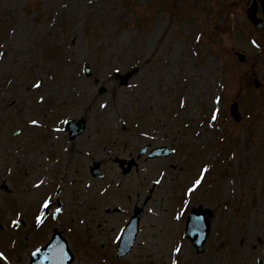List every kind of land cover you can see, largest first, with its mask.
<instances>
[{"label":"rangeland","instance_id":"rangeland-1","mask_svg":"<svg viewBox=\"0 0 264 264\" xmlns=\"http://www.w3.org/2000/svg\"><path fill=\"white\" fill-rule=\"evenodd\" d=\"M248 7L0 0L4 262L28 264L30 248L58 226L72 264H264V29L254 28ZM235 101L239 121L230 114ZM62 118H84L85 131L69 139ZM148 144L174 152L149 158L141 153ZM117 157L137 167L123 174ZM97 161L104 172L93 179L85 172ZM46 202L53 212L39 226ZM135 205L144 208L137 241L118 258L116 238ZM197 205L211 211L200 251L184 235ZM20 214L27 223L15 229Z\"/></svg>","mask_w":264,"mask_h":264},{"label":"water","instance_id":"water-1","mask_svg":"<svg viewBox=\"0 0 264 264\" xmlns=\"http://www.w3.org/2000/svg\"><path fill=\"white\" fill-rule=\"evenodd\" d=\"M264 8V0H260ZM249 18L254 22L257 28H261L263 25V19L257 17V1H254L248 11ZM241 60H244V55H240ZM88 74L90 71L88 69ZM132 73L126 74L122 78V83H127ZM256 85H259L260 82L256 78ZM231 113L236 119L241 118L239 112V106L237 102H234L231 105ZM73 122V121H72ZM71 125V124H70ZM80 128L76 131L81 132L84 129L85 121L80 120L77 124ZM71 132L75 131L72 127L70 128ZM144 151V150H143ZM170 153L165 147L158 148L153 150L150 153L151 157L156 155H168ZM125 171H128L125 170ZM142 213V208L136 210L135 215L132 217V220L129 222L128 226L124 231L123 238L119 245L118 255H123L127 253L135 242V237L138 229V219ZM209 209H204L201 205L196 208H193L189 218L187 220L186 235L191 238L193 243L197 245L200 249L203 243L205 242L208 233L210 231V222H209ZM74 256L70 252L67 240H50L44 247L38 248L33 251L31 254L30 264H71ZM0 264L1 261H0Z\"/></svg>","mask_w":264,"mask_h":264},{"label":"snow or ice","instance_id":"snow-or-ice-1","mask_svg":"<svg viewBox=\"0 0 264 264\" xmlns=\"http://www.w3.org/2000/svg\"><path fill=\"white\" fill-rule=\"evenodd\" d=\"M41 99H43V97H41ZM32 123H37V121H32ZM45 206H47V202H46V204H45ZM58 211H59V209H58ZM38 220L40 219L39 217L37 218ZM15 223V222H14ZM4 254L2 253V252H0V256H3Z\"/></svg>","mask_w":264,"mask_h":264},{"label":"flooded vegetation","instance_id":"flooded-vegetation-1","mask_svg":"<svg viewBox=\"0 0 264 264\" xmlns=\"http://www.w3.org/2000/svg\"><path fill=\"white\" fill-rule=\"evenodd\" d=\"M248 1V3L251 1V0H247ZM260 13L262 14V11L260 10Z\"/></svg>","mask_w":264,"mask_h":264}]
</instances>
